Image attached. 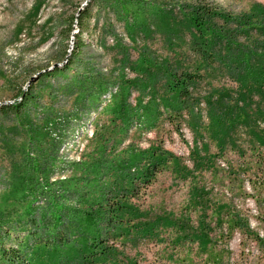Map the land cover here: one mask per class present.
Masks as SVG:
<instances>
[{
  "label": "rangeland",
  "instance_id": "374dc122",
  "mask_svg": "<svg viewBox=\"0 0 264 264\" xmlns=\"http://www.w3.org/2000/svg\"><path fill=\"white\" fill-rule=\"evenodd\" d=\"M194 1L125 0L143 13V21L137 22L122 15L114 0H0V105L12 104L19 91V100L34 97L18 120L0 115V208L13 203L12 186L28 188L37 181L45 186V178L56 197L65 194L58 184L70 180L78 185V194L65 195L67 205L88 194V185L99 190L109 178L107 169L88 173L80 163L97 148L96 137L111 131L101 110L127 93L131 107L144 109L149 102L158 107L147 108L153 114L120 131L117 143L105 152L106 160L151 148L176 160L128 200L141 214L135 224H148L155 237L117 243L122 264H264V146L237 128L234 143L226 147L212 137L205 115L210 108L205 95L235 85L209 69L201 94L193 92L188 99L190 107L196 104L197 115L182 113L178 119L166 117L161 109L169 97L161 83L150 85L156 77L148 68L171 64L178 72L194 73L200 66L192 47L194 30L186 18ZM206 1L232 14L264 7V0ZM88 8L80 56L66 75L39 81L45 71L70 59L80 35L71 20ZM38 168L41 174H35ZM226 215L246 219L250 237L239 231L229 235Z\"/></svg>",
  "mask_w": 264,
  "mask_h": 264
},
{
  "label": "trees",
  "instance_id": "16d2710c",
  "mask_svg": "<svg viewBox=\"0 0 264 264\" xmlns=\"http://www.w3.org/2000/svg\"><path fill=\"white\" fill-rule=\"evenodd\" d=\"M114 2L122 6L125 17L143 21L144 15L138 12L137 6L134 9L125 0ZM151 5L155 7L154 3ZM140 9L142 11L143 7ZM191 9L186 18L194 30L192 47L194 59L200 66L194 68V73L178 72L171 64L148 68L151 76L156 77L150 85L161 83L169 93L161 106L164 115L171 119L182 118V113L189 117L197 115L196 104L194 108L190 107L188 99L193 92L194 96L201 94L199 87L211 75L207 74L210 69L212 74L225 77L235 85L233 89L222 85L205 95V103L210 107L205 115L214 130L212 137L228 147L234 143L232 134L239 128L255 139L259 147L264 146V7L253 5L244 12L232 14L223 11L216 3L195 0ZM90 11L89 8L84 9L71 20L70 24L75 22L80 35L74 42L70 59L61 68L45 71L39 81L66 75L70 70L74 59L81 54L83 44L79 38L86 29ZM152 69L155 70L153 74ZM32 89L33 86L30 91ZM96 91L103 93L104 89L97 87ZM21 96L22 91H19L12 104H1L0 115H10L13 120L21 118L34 99L29 94L19 100ZM128 96L127 93L122 94L119 102L101 110L100 113L105 111L111 131L96 137L97 148L91 152L87 162L80 163L88 173L107 169L109 178L99 186V190L92 191L96 184L91 186L92 189L88 185V194L67 205L63 200L65 195L78 194V185L73 181L58 184L61 192L65 193L58 197L46 178L45 186L39 181L28 188L12 186L16 192L11 198L13 203L0 208V264H122L115 249L117 243L155 237L148 231V224H135L134 220L141 214L127 202L139 194L140 187L149 186L158 172L174 165L176 158L161 149L151 148L147 152L128 151L106 160L105 152L117 143L120 131L153 112L147 108L158 107L151 102L144 109L139 105L131 107L127 103ZM94 101L98 104L97 99ZM56 124L50 121L51 126ZM259 124L262 125L261 131L255 130ZM38 169L35 174L42 173L43 170ZM88 183H92L91 180ZM225 219L229 235L239 231L250 237L246 219L231 215H226Z\"/></svg>",
  "mask_w": 264,
  "mask_h": 264
}]
</instances>
